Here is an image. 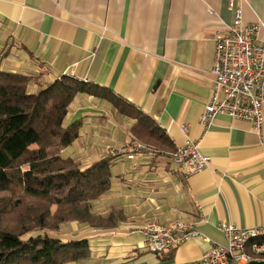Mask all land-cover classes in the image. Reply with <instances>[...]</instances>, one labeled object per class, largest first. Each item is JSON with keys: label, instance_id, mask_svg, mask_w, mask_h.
<instances>
[{"label": "crops", "instance_id": "0c3cea01", "mask_svg": "<svg viewBox=\"0 0 264 264\" xmlns=\"http://www.w3.org/2000/svg\"><path fill=\"white\" fill-rule=\"evenodd\" d=\"M232 1L233 8L231 0H0V70L27 76L30 92L61 75L105 86L154 121L170 145L113 157L109 189L92 211L113 213L114 224L70 221L49 232L62 241L88 239L90 254L64 264H183L226 243L221 221L264 225V104L260 136L225 114L209 128L199 122L213 88L216 32L232 23L236 8L244 24L264 23V0ZM76 120L78 137L60 153L82 168L133 140L135 119L105 99L77 94L64 124ZM187 139L210 163L185 176L168 154ZM192 219L201 220L200 235L172 251H147L143 233L131 232Z\"/></svg>", "mask_w": 264, "mask_h": 264}, {"label": "trees", "instance_id": "16d2710c", "mask_svg": "<svg viewBox=\"0 0 264 264\" xmlns=\"http://www.w3.org/2000/svg\"><path fill=\"white\" fill-rule=\"evenodd\" d=\"M28 85L27 76L0 70V264H64L90 254L88 239L62 241L49 232L70 221L114 224L113 213L103 217L92 211V203L109 189L113 157L82 168L60 153L78 137L80 120L64 124L75 96L105 99L134 118L132 141L158 151L170 145L154 121L121 105L105 86L69 75L34 92Z\"/></svg>", "mask_w": 264, "mask_h": 264}, {"label": "built area", "instance_id": "2783aa9c", "mask_svg": "<svg viewBox=\"0 0 264 264\" xmlns=\"http://www.w3.org/2000/svg\"><path fill=\"white\" fill-rule=\"evenodd\" d=\"M233 8V1L230 2ZM210 12V11H209ZM264 23L242 22L240 8L234 10V19L214 38V64L212 68L213 88L210 99L204 104L199 122L209 128L217 114L249 122L260 136L263 124L264 104V41L255 43ZM186 132L187 126L181 125ZM134 150L153 155L155 149L141 141H131L121 147H109L111 157L127 155ZM171 163L185 176L206 168L210 157L199 151L198 143L187 139L168 154ZM200 219L176 221L171 225L149 222L131 232L141 231L143 247L152 253L172 251L192 237L200 235L197 223ZM218 229L223 234L224 245L212 244L210 249L193 261L183 264H247L264 262V225L243 228L234 223L221 221Z\"/></svg>", "mask_w": 264, "mask_h": 264}, {"label": "water", "instance_id": "95a60500", "mask_svg": "<svg viewBox=\"0 0 264 264\" xmlns=\"http://www.w3.org/2000/svg\"><path fill=\"white\" fill-rule=\"evenodd\" d=\"M247 264H264V262L252 260V261L248 262Z\"/></svg>", "mask_w": 264, "mask_h": 264}]
</instances>
